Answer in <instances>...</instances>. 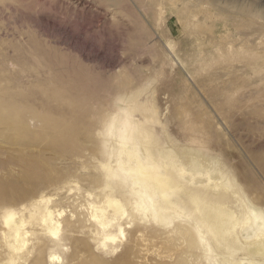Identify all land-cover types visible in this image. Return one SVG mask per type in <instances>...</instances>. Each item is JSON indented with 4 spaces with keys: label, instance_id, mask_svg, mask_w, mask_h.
Listing matches in <instances>:
<instances>
[{
    "label": "rangeland",
    "instance_id": "374dc122",
    "mask_svg": "<svg viewBox=\"0 0 264 264\" xmlns=\"http://www.w3.org/2000/svg\"><path fill=\"white\" fill-rule=\"evenodd\" d=\"M122 120L182 214L115 169ZM207 198L264 211V0H0V264H224Z\"/></svg>",
    "mask_w": 264,
    "mask_h": 264
},
{
    "label": "bare ground",
    "instance_id": "6f19581e",
    "mask_svg": "<svg viewBox=\"0 0 264 264\" xmlns=\"http://www.w3.org/2000/svg\"><path fill=\"white\" fill-rule=\"evenodd\" d=\"M122 124L123 126L119 131L118 139L112 153L115 157V169L121 171L128 180H132L136 185H139L140 187L137 188V191L144 196H148L152 202L155 201L153 196L155 190L164 193L159 196L163 200L165 206L167 205V208L170 207L179 212V214H182L184 210L181 204L184 200L182 201V199H180V197L178 198V195L176 196L173 192V187L175 189L176 186L182 185L178 180L179 172L175 169V162L168 164L156 161L147 146L151 140L147 141L145 131L131 129V123L128 122L127 125L126 120H122ZM157 172L159 173L157 174ZM217 185L218 184H216V186ZM187 187L183 190L189 191L188 193L194 196V201H205V198L201 194L197 195V192L192 193ZM178 188L180 187H177V189ZM107 197L108 200L105 201L106 207L113 208L116 212H125V207L121 200L112 197L110 194ZM207 199L209 205L217 207V215H220L219 217H222L223 220L222 222L216 220L217 215L213 213L209 215V220L202 215H197L200 220L198 222V219L195 217L197 223L195 227L208 254H212L214 249L207 240L202 227H206L207 232L213 236L215 242L219 246V252L221 251L220 253L222 255L226 253L224 250H227V253L222 256L224 264H264V211L250 206L246 211V215L240 218L234 210H230L229 208L228 210L226 208V210L223 211L219 209L220 206L226 204V202H224L225 200H218L217 202L219 205H217V203L215 205L214 201H210L209 198ZM200 205L198 203L196 207L197 211L195 212L202 211ZM106 207L93 204L94 217L101 219V217L106 214ZM14 215V213H11L6 221L11 222L14 219ZM201 223H203V225ZM219 223L220 225H225L227 230L231 232L233 236L231 241L228 242L225 239V232L219 228ZM238 228H241L243 237H240L238 234ZM211 257L208 256L211 264H219L216 258Z\"/></svg>",
    "mask_w": 264,
    "mask_h": 264
}]
</instances>
